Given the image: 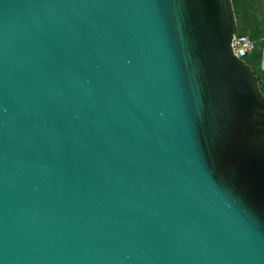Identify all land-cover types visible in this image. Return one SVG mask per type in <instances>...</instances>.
<instances>
[{"label":"water","instance_id":"obj_1","mask_svg":"<svg viewBox=\"0 0 264 264\" xmlns=\"http://www.w3.org/2000/svg\"><path fill=\"white\" fill-rule=\"evenodd\" d=\"M233 0H0V264H264V92Z\"/></svg>","mask_w":264,"mask_h":264},{"label":"trees","instance_id":"obj_2","mask_svg":"<svg viewBox=\"0 0 264 264\" xmlns=\"http://www.w3.org/2000/svg\"><path fill=\"white\" fill-rule=\"evenodd\" d=\"M233 4H234V8L235 11L237 13L238 9L243 8L244 7V0H233ZM245 25H241L239 24L238 26V32L239 33H249L251 34V37L254 38L255 42L257 43V40H261V38H263L264 35V21L260 22L258 24H256L254 22V24L252 25V23H250V21L246 23H244ZM247 26V27H246ZM253 26V27H252ZM251 27L252 29H249L250 31H246L248 30V28ZM257 45L255 46V48L253 49V51H251L249 54H247L245 56V59L247 62H249L252 67L254 68L255 72L258 74L259 78H260V86L262 91L264 92V72L263 70H261L259 65H253V57H259L260 52H258L257 50Z\"/></svg>","mask_w":264,"mask_h":264},{"label":"rangeland","instance_id":"obj_3","mask_svg":"<svg viewBox=\"0 0 264 264\" xmlns=\"http://www.w3.org/2000/svg\"><path fill=\"white\" fill-rule=\"evenodd\" d=\"M236 17H237L238 26L239 24L244 26L245 25L244 23L247 24L248 21H250L252 25L254 24V22L256 24H258L259 21L263 22L264 21V0H244V7L241 8V10L240 8L238 9L236 13ZM249 29H252V28L249 27L248 30L246 31H250ZM247 34L251 36L250 32ZM261 39H262L261 44H263L264 38H261ZM253 65H255L254 61H253Z\"/></svg>","mask_w":264,"mask_h":264},{"label":"built area","instance_id":"obj_4","mask_svg":"<svg viewBox=\"0 0 264 264\" xmlns=\"http://www.w3.org/2000/svg\"><path fill=\"white\" fill-rule=\"evenodd\" d=\"M232 44L235 53L243 58L253 51L256 46L254 38L247 33H239L238 31L234 35Z\"/></svg>","mask_w":264,"mask_h":264},{"label":"crops","instance_id":"obj_5","mask_svg":"<svg viewBox=\"0 0 264 264\" xmlns=\"http://www.w3.org/2000/svg\"><path fill=\"white\" fill-rule=\"evenodd\" d=\"M263 38H264V35H263ZM261 42H262V39L257 40V44H258L257 50H258V52H260V55L258 58L253 57V61H254L255 65L256 66L259 65L261 70H263V72H264V43L261 44Z\"/></svg>","mask_w":264,"mask_h":264}]
</instances>
